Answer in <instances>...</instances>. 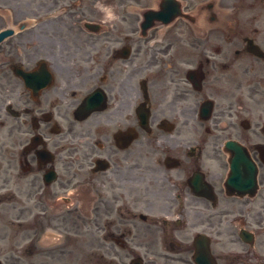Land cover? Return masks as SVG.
<instances>
[{"label":"flooded vegetation","instance_id":"obj_1","mask_svg":"<svg viewBox=\"0 0 264 264\" xmlns=\"http://www.w3.org/2000/svg\"><path fill=\"white\" fill-rule=\"evenodd\" d=\"M162 2L0 0V264H264V7Z\"/></svg>","mask_w":264,"mask_h":264},{"label":"rangeland","instance_id":"obj_2","mask_svg":"<svg viewBox=\"0 0 264 264\" xmlns=\"http://www.w3.org/2000/svg\"><path fill=\"white\" fill-rule=\"evenodd\" d=\"M210 1L215 3L214 10L217 16H220V17H226L230 15L229 11L225 8L226 3L228 1H232V4L235 7L237 6L239 8L238 12L241 13V17L261 15V10L263 9H261L260 7H264L263 5L259 4V0H210ZM243 1H246V3H244ZM205 14H206L205 10L200 9L198 12L199 16H204ZM93 263H90V264H93Z\"/></svg>","mask_w":264,"mask_h":264}]
</instances>
